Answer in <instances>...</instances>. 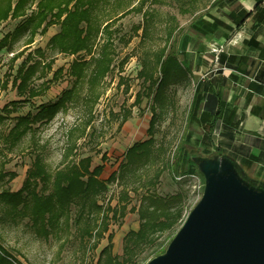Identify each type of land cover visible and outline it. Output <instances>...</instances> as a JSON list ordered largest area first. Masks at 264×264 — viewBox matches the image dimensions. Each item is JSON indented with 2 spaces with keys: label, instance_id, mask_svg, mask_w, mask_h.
<instances>
[{
  "label": "rangeland",
  "instance_id": "1",
  "mask_svg": "<svg viewBox=\"0 0 264 264\" xmlns=\"http://www.w3.org/2000/svg\"><path fill=\"white\" fill-rule=\"evenodd\" d=\"M125 1H132L133 6L139 7L140 0ZM6 2L0 0V10ZM218 2L220 0H149L143 9V12L147 10L150 14L149 22L146 23L149 31L144 41H141L142 31L136 33L133 29L134 26L144 24L143 12L134 11L115 21L111 28L115 32L113 38L115 60L112 70L101 83L102 94L92 113L79 105L72 106L59 113L51 123L42 125L34 134H28L17 145L12 144L8 137L16 124V118L29 113L35 114L42 105L55 102L64 91L71 88L72 79L66 72L74 56L47 54L46 58L42 59L40 54L35 53L39 48L46 49L49 40L60 32L58 24L49 27L47 33L36 34L29 46H25L27 40L31 38L28 32H23L15 43L10 41L12 42L10 49H3L0 52V82L7 84L4 87L1 84L0 87V115L5 118L0 122V173L15 172L17 177L12 181H8V176L0 179V192L4 190L15 192L22 187L38 153L43 155L51 174L62 169L70 161L80 157H91V168L104 166L100 178L108 180L110 175L119 169L127 150L135 143L149 138L147 130L152 116L154 95L149 97L142 95L141 103L135 104L138 94H143L147 86L139 76L144 62L147 64L151 62L153 65L154 54L166 45L167 53L171 51L177 53L178 40L182 33L189 29L196 18ZM115 6V1L106 6V16L115 12ZM34 10L36 5L30 7L28 13ZM22 20L9 17L0 21V40L7 34H12ZM170 30L174 32L168 39ZM103 40L104 37H101L98 50ZM21 51L23 53L17 57ZM30 53L34 59L32 62L35 60L41 62L38 68L40 71L50 58L55 60L52 72L44 79H35L33 87L41 88L43 82L51 80L53 73L60 68L64 69V73L50 84V88L43 95L21 101L25 98L18 96L13 81L19 67ZM126 58L127 62L122 67L121 62ZM159 75V71L154 70L155 78ZM82 88L84 93L87 92V84ZM176 88L175 107L170 109L160 123L155 136L159 144H164L168 148L164 159L166 168L157 192L161 196H168L184 191L187 195L185 220L201 197L197 198L193 194L195 181L177 178L187 174H200L204 180L197 165L193 161H187L185 157L188 154L190 157L193 155L213 157L217 153V144L221 138H217L216 135L209 137V130L206 129L205 133L202 130L197 131L195 139H201L202 136L204 139L213 138V145L209 146L210 141L209 144L203 145L187 140L189 92ZM6 107L7 111L4 110ZM127 111H131V115L125 123H121L124 112ZM41 189L42 185L39 186V190ZM120 191L117 183H109L106 198L101 200V203L111 202L112 206H115ZM129 194L132 198L130 207H138L141 191L138 193L130 191ZM75 220L76 208L73 206L70 219L64 221L48 238H44L36 235L28 219L13 220L0 206V245L19 262L17 264H107L106 259L101 262L99 259L102 250L109 243L108 236L113 234V255L122 260L124 238L129 231L138 230L140 224L137 213H129L119 220H111L105 238L97 248H94V239L82 237V229L87 227L94 229L95 216L85 217L80 224ZM167 238L168 236L164 235L160 239L163 246L166 245ZM151 250L147 249L137 264H144L151 257L149 255Z\"/></svg>",
  "mask_w": 264,
  "mask_h": 264
},
{
  "label": "trees",
  "instance_id": "2",
  "mask_svg": "<svg viewBox=\"0 0 264 264\" xmlns=\"http://www.w3.org/2000/svg\"><path fill=\"white\" fill-rule=\"evenodd\" d=\"M6 1L0 10V21L9 17L23 20L12 34H7L0 40V52L3 49H10L12 44L10 41L13 43L18 41L23 32L31 34V38L25 43V46H29L36 34L47 33L49 27L58 24L60 32L49 40L46 49L39 48L35 53L40 54L42 59L46 58L47 54L74 56L66 72L72 79L71 88L64 91L55 102L42 105L35 114L29 113L16 118V124L8 137L12 144L17 145L28 134H34L42 125L51 123L59 113L72 106L79 105L92 113L102 94L101 83L112 70L115 60L113 39L115 32L111 30L113 23L134 11L143 12L149 0H140L139 7L133 6L132 1L125 0ZM111 1L116 2L115 12L106 16L105 8ZM34 5L36 10L29 14L30 7ZM258 7L259 4L255 11ZM149 17L148 11H144V24L133 28L136 33L142 31L141 41L147 38L149 30L146 23L149 22ZM249 17L250 15H247L245 20ZM173 32L168 31V39L172 37ZM101 37H104V40L98 50ZM22 53L23 51L17 54V57ZM31 56V53L27 55L13 81L18 96L25 98L21 101L43 95L50 88V84L64 73V69L60 68L53 73L51 80L43 82L41 88L33 87L35 79H44L52 72L55 60L50 58L40 71L38 68L41 62L36 60L32 62L34 59ZM126 62L127 58L121 62V66L123 67ZM154 63L152 65L151 62L148 64L144 62L139 76L147 86L143 94H138L135 101V104H140L142 95L146 97L154 95L152 116L147 130L149 138L135 143L127 150L119 169L113 172L108 180L100 178L104 166L91 168V157H80L70 161L62 169L51 174L43 155L36 154L22 187L15 192L9 190L0 192V206L4 208L7 216H11L13 220L28 219L36 235L48 238L64 221L70 219L74 206L77 224L85 217L95 216V228L82 229V237L94 239V248H97L108 233L111 220H119L129 213H137L139 229L129 231L125 236L122 260L113 255L114 236L110 234L109 243L102 250L99 262L106 259L107 264H137L147 249H152L149 254L151 257L147 261L166 250L184 222L187 195L184 191L168 196L158 194L157 187L166 168L164 159L168 148L164 144H159L155 136L160 123L170 109H174L176 87L185 84L188 71L175 51L167 53V45L154 54ZM154 70L160 73L156 78ZM1 84L2 87L7 85L6 82H0V87ZM84 84H87L85 93L82 88ZM4 110L7 111V107ZM130 115L131 111L124 112L121 123H125ZM4 119V116L0 115V122ZM220 154L225 152L218 149L216 155ZM185 159L192 161L189 154ZM6 176L9 177L8 181H12L17 174L0 173V179ZM109 183H117L121 188L115 206H112L111 202L101 203V200L106 198ZM49 190L51 191L47 193ZM130 191L134 193L141 191L138 207H130L132 201ZM164 235L168 236L165 246L160 242ZM17 263L19 262L0 245V264Z\"/></svg>",
  "mask_w": 264,
  "mask_h": 264
},
{
  "label": "crops",
  "instance_id": "3",
  "mask_svg": "<svg viewBox=\"0 0 264 264\" xmlns=\"http://www.w3.org/2000/svg\"><path fill=\"white\" fill-rule=\"evenodd\" d=\"M177 55L188 71L178 86L189 92L187 140L211 146L216 135L218 149L264 180V0L212 5L182 33Z\"/></svg>",
  "mask_w": 264,
  "mask_h": 264
},
{
  "label": "water",
  "instance_id": "4",
  "mask_svg": "<svg viewBox=\"0 0 264 264\" xmlns=\"http://www.w3.org/2000/svg\"><path fill=\"white\" fill-rule=\"evenodd\" d=\"M191 160L203 194L166 250L146 264H264V180L227 154Z\"/></svg>",
  "mask_w": 264,
  "mask_h": 264
},
{
  "label": "built area",
  "instance_id": "5",
  "mask_svg": "<svg viewBox=\"0 0 264 264\" xmlns=\"http://www.w3.org/2000/svg\"><path fill=\"white\" fill-rule=\"evenodd\" d=\"M199 175V176H198ZM185 178H189L190 180L195 181V185L193 186V194L197 197L200 198L203 194L204 191V186H205V181L202 180V177H200V174H187V175H182L178 177V180H183Z\"/></svg>",
  "mask_w": 264,
  "mask_h": 264
}]
</instances>
